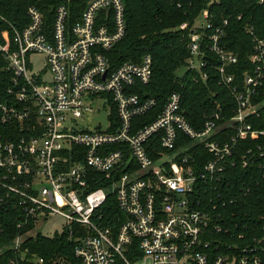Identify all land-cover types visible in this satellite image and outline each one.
I'll return each mask as SVG.
<instances>
[{"label":"built area","instance_id":"1","mask_svg":"<svg viewBox=\"0 0 264 264\" xmlns=\"http://www.w3.org/2000/svg\"><path fill=\"white\" fill-rule=\"evenodd\" d=\"M70 1L54 6L51 18L30 4L25 26L2 31L0 53L10 72V96L0 100V123L17 121L23 134L0 140V187L8 192L0 196V209L17 203L23 209L17 227L33 222L0 249L18 256L7 264H264V215L257 217V226L244 225L251 233H235L211 204L224 199L225 190L212 184L235 165L237 141H254L237 160L242 167L264 166V130L248 122L264 105V99L252 100L264 80V39L248 27L252 69L236 83L231 66L237 56L222 41L227 18L215 22L204 8L191 24L179 25L188 28L189 56L186 72L178 77L205 80V52L219 60L220 83L236 101L226 122L233 131L229 139H211L220 128L218 104L195 129L176 91L152 121L138 125L133 118L156 103L133 91L149 82L151 55L113 69L107 55L125 34L123 0H87L77 16L70 12ZM36 54L44 56V67H35ZM98 98L108 108L105 128L79 127ZM190 141L202 143L211 157L198 165ZM101 181L107 184L94 187ZM108 192L123 213L115 229L98 212ZM202 196L209 204L195 206ZM52 216L64 220L62 229L77 234L73 263L38 256L23 246L26 237L36 234H28L34 226Z\"/></svg>","mask_w":264,"mask_h":264},{"label":"trees","instance_id":"2","mask_svg":"<svg viewBox=\"0 0 264 264\" xmlns=\"http://www.w3.org/2000/svg\"><path fill=\"white\" fill-rule=\"evenodd\" d=\"M66 0H0V43L3 41L2 31L11 26L21 29L28 22L26 14L30 4H36L41 11L51 18L53 8ZM87 0H71L69 9L72 15H78ZM125 7L126 30L122 39L107 53L110 68L117 67L124 61L139 62L143 54L149 53L152 58V74L148 83H138L133 91L141 96H152L156 100L155 106L140 117L133 118L138 125L152 121L165 103L171 92H180L182 107L186 112L188 122L200 129L206 115L212 114L220 108V128L211 139H229L233 131L227 121L233 116L236 101L229 89L220 83L218 65L219 60L205 52L206 65L203 70L207 73L205 80L198 79L192 83L186 78H180L175 71L185 64L189 51L187 48L188 28L179 29L183 22L191 24L198 14L207 8L214 15V21L227 18L223 45L237 56V62L231 66L235 82H241L245 71H251L248 55L252 49V36L248 27H252L254 35L264 39V0H123ZM240 16V18H238ZM6 61L0 53V100L10 95L6 94V86L10 77ZM264 99V80L257 94L252 98L254 102ZM112 119H116L114 107L111 111ZM250 122L256 129L264 130V105L258 116H249ZM226 123V125H225ZM23 133L17 121L0 123V140L3 142L17 139ZM260 140V139H259ZM198 165L207 161L211 156L203 148V144L190 141ZM254 141L239 140L232 152L235 165L227 167L221 176V182H214V186L225 190L223 200H212L216 204V211L220 212L223 221L233 226V231L251 233L244 229L257 226V217L264 215V166L250 164L242 167L237 161L240 155L252 147ZM255 146V145H254ZM260 160V159H259ZM263 161V160H262ZM101 178V176H99ZM107 181L95 183L104 186ZM7 190L0 187V196L6 197ZM199 194L198 196H200ZM231 199H233L231 201ZM207 196H202L194 202L195 206L206 207L209 204ZM102 214V221L106 225L117 228L123 220V213L118 208L115 194L108 192L105 201L98 209ZM23 217V209L17 204H9L0 209V249L11 242L17 235L23 234L33 227L29 222L22 229L17 227ZM237 223V227L233 224ZM77 234H70L64 228L48 236L36 233L23 241V246L31 252L47 259H62L67 263L75 261L73 255L74 238ZM18 257L13 251L4 250L0 253V264H7L12 258Z\"/></svg>","mask_w":264,"mask_h":264},{"label":"rangeland","instance_id":"3","mask_svg":"<svg viewBox=\"0 0 264 264\" xmlns=\"http://www.w3.org/2000/svg\"><path fill=\"white\" fill-rule=\"evenodd\" d=\"M34 65L36 68L44 67V56L42 54H36L32 58ZM187 66L186 64L181 65L176 71L175 74L177 76H182L186 72ZM92 104L93 112L87 114L84 120L78 122L79 127L84 128H105L107 123V113L108 108L103 107L102 100L96 99ZM64 220L59 216H52L45 221H39L34 228L28 233L29 235H33L37 232H40L45 235H52L55 231H60L63 227Z\"/></svg>","mask_w":264,"mask_h":264}]
</instances>
